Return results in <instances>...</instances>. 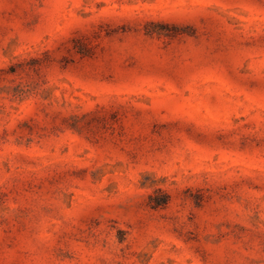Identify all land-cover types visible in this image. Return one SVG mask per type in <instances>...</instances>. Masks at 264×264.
<instances>
[{"label":"rangeland","instance_id":"374dc122","mask_svg":"<svg viewBox=\"0 0 264 264\" xmlns=\"http://www.w3.org/2000/svg\"><path fill=\"white\" fill-rule=\"evenodd\" d=\"M0 264H264V0H0Z\"/></svg>","mask_w":264,"mask_h":264}]
</instances>
